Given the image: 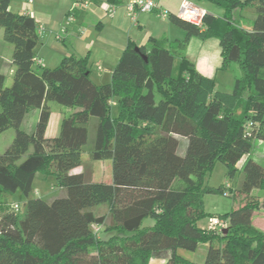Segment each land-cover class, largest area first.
<instances>
[{
	"label": "trees",
	"instance_id": "1",
	"mask_svg": "<svg viewBox=\"0 0 264 264\" xmlns=\"http://www.w3.org/2000/svg\"><path fill=\"white\" fill-rule=\"evenodd\" d=\"M195 1L224 14L208 12L203 29L171 14L186 32L183 41H129L111 82L98 85L88 56L71 53L56 68L35 67L41 48L37 21L11 10V0H0V28L13 45L11 86L0 55V134L16 130L0 155V198L20 191L28 199L24 213L12 208L0 216V264H149L165 250L172 251L165 264H264V232L252 223L255 209L264 206L252 194L264 189V162L249 157L238 167L255 141H264V0ZM237 10L255 15L251 29L236 22ZM192 37L219 40L223 69L239 65L243 74L232 91L218 90L216 78L185 57ZM50 102L75 109L55 137L47 136ZM32 109L39 115L28 133L22 125ZM92 123L90 155L112 161L111 183L95 182L93 167L83 160ZM24 145L34 148L25 158ZM219 161L227 179L237 177L229 194L233 210L219 216L229 220L226 233L198 225L209 215L205 194L226 190L225 184L205 186ZM78 167L83 170L72 173ZM37 174L58 191L30 198ZM101 204H109L107 215L91 210ZM147 218L154 222L144 226ZM94 225L102 227L103 237ZM202 244H208L202 263L177 252H195Z\"/></svg>",
	"mask_w": 264,
	"mask_h": 264
},
{
	"label": "crops",
	"instance_id": "2",
	"mask_svg": "<svg viewBox=\"0 0 264 264\" xmlns=\"http://www.w3.org/2000/svg\"><path fill=\"white\" fill-rule=\"evenodd\" d=\"M24 1L27 2V0ZM118 1L115 10L109 12L106 8L109 0H90L89 5L76 8L73 22H68L67 17L74 7L75 0H33L32 6L21 7L24 12L28 10L38 24L44 25L40 36L41 48L35 67L55 68L60 65L66 55L71 53L83 57L88 56L90 76L96 84L101 85L111 82L113 70L129 41L141 46L147 44L149 39L154 37L165 39L168 45H175L177 41L185 39L186 32L174 24L169 17H161L156 11L141 13L134 19L129 16L127 11L129 0ZM181 1L161 0L160 4L172 14H177ZM198 3L217 17L224 14L223 9L209 2ZM254 19L255 15L253 14L250 26L245 28L251 29ZM184 55L196 65L200 73L210 78H216L218 90L232 91L236 80L243 74L237 64L231 65L228 69L222 68L220 43L214 37L207 39L192 37ZM66 111H64L65 114ZM74 111L75 109L72 110V112ZM66 116L68 115H60L59 119H56L57 117H53L52 113L47 129L48 137H55L59 134L61 121ZM249 157H253L257 161L264 159L263 140L255 141L251 153L245 155L239 162V169ZM78 168L74 169L72 173L82 171ZM222 184H225L226 187L234 186V182L227 178L223 180ZM153 222L152 220L151 224ZM207 246L208 244H205L206 251H201L197 263H202L205 260Z\"/></svg>",
	"mask_w": 264,
	"mask_h": 264
},
{
	"label": "rangeland",
	"instance_id": "3",
	"mask_svg": "<svg viewBox=\"0 0 264 264\" xmlns=\"http://www.w3.org/2000/svg\"><path fill=\"white\" fill-rule=\"evenodd\" d=\"M33 4V3H31ZM28 2L24 0H11V10L14 12H21L24 7V5H29ZM238 12L235 15L236 22L239 23L243 27H249L250 21H251V15L253 13L251 11H242L237 10ZM12 52H13V45L4 39V29L0 28V55L4 59L3 66L1 68V72L7 76L6 86H11L13 83V63H12ZM59 66V65H58ZM56 68V67H55ZM53 117H57L56 119H59L60 115H69L72 110L71 108L65 107L57 102H50ZM114 108V113H116V106ZM1 110V109H0ZM67 110V111H66ZM66 111V114L64 113ZM69 113V114H68ZM39 110L38 109H32L29 111V113L26 116L25 121L23 122L22 129L27 131L28 133H32V131L35 128L36 122L38 120ZM94 122V119L93 121ZM90 131V138L89 142L86 147V151L83 152V160L85 164H90L93 167V180L95 182L100 183H111L113 180V171H112V161L111 160H102V161H95L92 160L90 155V149L94 145V139H95V129H94V123L90 124L89 127ZM16 135L15 128H10L6 130L5 132L0 134V155L4 154L6 150L12 145L14 138ZM34 151V148L32 146L24 145L23 147V158L27 157ZM259 162L263 163L264 159L260 160ZM78 170H83V167H79ZM227 168L226 165L222 162H217L214 168L207 174L205 178V186L212 187L214 189H217L219 185L222 184L223 180L226 177ZM237 181V177L235 179V182ZM58 186L51 181H48L42 174H38V176L35 179L33 192L30 195V198H43L47 199L50 196L54 195L58 191ZM226 192V190H225ZM252 194L260 199V203L262 204V201L264 200V189H254L252 191ZM27 198L23 196V194L20 191H17L14 194L5 195L0 198V216L5 211H11L12 205L15 203L20 204V214L24 213L26 210V202ZM234 201L229 194L220 193V192H213V193H206L204 198V208L207 213H209L208 216L205 218H202L199 220L198 225L202 228H208L209 226V220L213 216L219 217L220 215L226 214L228 212H231L233 210ZM110 206L109 204H101L97 205L95 207H92L91 210L98 216L101 215H107L109 212ZM152 219L147 218L144 221V226L151 225ZM252 223L253 225L264 232V206L260 205L259 208L255 209L253 216H252ZM93 231L99 230L98 234L102 237L104 234L102 233V227L94 225ZM206 251L205 244H202L197 251L191 252L184 249H179L177 252L193 261L198 262V258H200L201 251ZM172 255V251L165 250L158 253H154V255L151 257L150 261H152V264H163L166 263L168 258ZM149 261V264H150Z\"/></svg>",
	"mask_w": 264,
	"mask_h": 264
},
{
	"label": "built area",
	"instance_id": "4",
	"mask_svg": "<svg viewBox=\"0 0 264 264\" xmlns=\"http://www.w3.org/2000/svg\"><path fill=\"white\" fill-rule=\"evenodd\" d=\"M27 2L31 4L33 3V0H27ZM160 2L161 0H129L127 4V11H128L129 16L133 17L134 19H136L138 15L141 13H153L156 11L159 12V15L161 17H164V18L170 17L172 13L168 9L161 7ZM89 4H90V0H79L77 2L75 1L73 9L79 8L82 5L87 6ZM106 8L109 12H113L116 6L109 3L107 4ZM25 12L30 14L28 10H26ZM207 14H208V10L205 7L198 4L195 0H182L179 11L177 13V15L181 19L191 22L192 24L200 27L201 29L204 28L203 21H204V17ZM74 20H75L74 14H71L67 17L68 22H73ZM38 30L41 34V32L44 30V25L38 24ZM63 30L65 31V28ZM231 189L232 187L228 185L226 187L225 194L226 193L232 194ZM12 208L15 211H19L21 209L19 203L13 204ZM228 226H229V220L227 219L225 220L220 217L213 216L209 220L208 229L221 233ZM98 231L99 230L97 229L94 232L98 233Z\"/></svg>",
	"mask_w": 264,
	"mask_h": 264
},
{
	"label": "water",
	"instance_id": "5",
	"mask_svg": "<svg viewBox=\"0 0 264 264\" xmlns=\"http://www.w3.org/2000/svg\"><path fill=\"white\" fill-rule=\"evenodd\" d=\"M137 50H138V49H137ZM145 59L148 60V59H147V56H145ZM227 231H228L227 229H224V230H223V232H225V233H226Z\"/></svg>",
	"mask_w": 264,
	"mask_h": 264
}]
</instances>
